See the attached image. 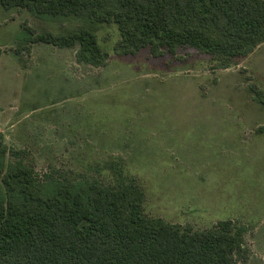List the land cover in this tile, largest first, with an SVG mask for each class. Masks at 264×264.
<instances>
[{
	"label": "rangeland",
	"instance_id": "1",
	"mask_svg": "<svg viewBox=\"0 0 264 264\" xmlns=\"http://www.w3.org/2000/svg\"><path fill=\"white\" fill-rule=\"evenodd\" d=\"M76 19H48L0 5V135L24 151L39 176L114 185L104 163L123 166L144 192V214L162 224L212 231L245 228L238 264H264V44L226 70L183 47L154 57L116 51L119 32L103 25L104 67L77 59L78 46L30 45L68 33ZM30 29V30H28Z\"/></svg>",
	"mask_w": 264,
	"mask_h": 264
},
{
	"label": "trees",
	"instance_id": "2",
	"mask_svg": "<svg viewBox=\"0 0 264 264\" xmlns=\"http://www.w3.org/2000/svg\"><path fill=\"white\" fill-rule=\"evenodd\" d=\"M48 19H76L65 34L30 33L27 42L79 47L77 59L104 67L103 25L119 32L116 51L154 57L190 47L229 69L264 44V0H0ZM30 30V29H28ZM264 107V92L253 87ZM0 135V264H238L245 228L219 221L212 231L162 224L144 214V192L123 166L104 163L115 179H69L58 170L39 176Z\"/></svg>",
	"mask_w": 264,
	"mask_h": 264
}]
</instances>
